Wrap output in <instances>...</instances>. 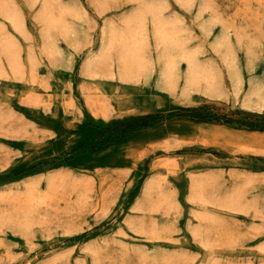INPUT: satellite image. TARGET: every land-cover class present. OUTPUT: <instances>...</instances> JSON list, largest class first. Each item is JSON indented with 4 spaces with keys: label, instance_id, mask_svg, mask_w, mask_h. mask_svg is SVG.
<instances>
[{
    "label": "rangeland",
    "instance_id": "1",
    "mask_svg": "<svg viewBox=\"0 0 264 264\" xmlns=\"http://www.w3.org/2000/svg\"><path fill=\"white\" fill-rule=\"evenodd\" d=\"M251 123L264 0H0V264H264Z\"/></svg>",
    "mask_w": 264,
    "mask_h": 264
},
{
    "label": "bare ground",
    "instance_id": "2",
    "mask_svg": "<svg viewBox=\"0 0 264 264\" xmlns=\"http://www.w3.org/2000/svg\"><path fill=\"white\" fill-rule=\"evenodd\" d=\"M141 7V6H140ZM157 7V6H156ZM141 10H142V8H140ZM157 9V8H156ZM156 9H153V10H151V13L153 12V16H152V19H151V25H153V33H154V37H155V39L156 40H158L157 41V43H160V42H162V41H164V39H165V41H169V40H172V39H170V38H168V39H166V35H165V33H167V35L170 37V33L168 34V31L167 32H163L162 30H165V28L166 27H163V20L161 19V17L163 18V16H161L160 17V15L161 14H159V12L156 10ZM137 10L138 9H135V13L133 12L132 13V15L130 14L128 17H125L126 19H124V22H126V23H129V22H132V21H134V20H136V17L138 16V14L140 13V10H139V12H137ZM165 19V18H164ZM166 20V19H165ZM164 20V21H165ZM165 24H167V22H165ZM171 24V23H170ZM165 26V25H164ZM170 26V25H169ZM164 28V29H163ZM170 30V29H169ZM172 33V32H171ZM174 33V32H173ZM172 35H174V34H172ZM171 35V36H172ZM165 37V38H164ZM176 37V36H175ZM174 37V38H175ZM224 39H226V37L225 36H223L221 39H220V41L219 42H221L222 40H224ZM228 40V39H227ZM173 42V41H172ZM180 42V41H179ZM165 43V42H164ZM163 43V44H164ZM167 43V42H166ZM174 43V42H173ZM172 43V44H173ZM166 45V44H165ZM167 45H169L168 43H167ZM167 45H166V47L165 48H167ZM179 45H180V43H179ZM159 46V45H158ZM164 46V45H163ZM183 46V45H182ZM183 48V47H182ZM186 51V50H185ZM184 51V52H185ZM187 52V51H186ZM191 53H193V52H190V54H188V57H189V61H190V64H191V67H190V72H189V76H190V78H192V79H194L198 74H196V71L197 70H200V71H203V66H201V67H199V65L197 66L196 65V57H194V54H191ZM166 55V54H165ZM170 57V56H169ZM168 57V58H169ZM172 57V56H171ZM167 59V58H166ZM172 62H171V60H167V63H166V65L168 66V65H170ZM206 75H202L201 77H205Z\"/></svg>",
    "mask_w": 264,
    "mask_h": 264
},
{
    "label": "trees",
    "instance_id": "3",
    "mask_svg": "<svg viewBox=\"0 0 264 264\" xmlns=\"http://www.w3.org/2000/svg\"><path fill=\"white\" fill-rule=\"evenodd\" d=\"M149 119H150L149 116H147V117H141V118H133L132 120H124L123 122H115L114 124H112V125H110V126H106L105 131H107L106 133H107V134H110V135H109V137H108L105 141H103V142H104V143H110V142L113 140V138H115V139H119V137L122 136V133H118V134L116 135V137H114L115 135H113V133L110 132V130H111V129H114L116 126H121V125H124V124H128L129 122H137V123H139V122H143V124H146L145 121H147V120H149ZM250 125H251V127H253V128H263V129H264V126H263V127H258V126L255 125V123H251Z\"/></svg>",
    "mask_w": 264,
    "mask_h": 264
}]
</instances>
